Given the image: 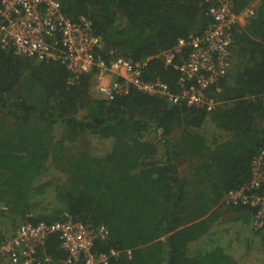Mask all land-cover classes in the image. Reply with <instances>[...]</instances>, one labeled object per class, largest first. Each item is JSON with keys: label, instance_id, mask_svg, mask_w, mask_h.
I'll list each match as a JSON object with an SVG mask.
<instances>
[{"label": "trees", "instance_id": "1", "mask_svg": "<svg viewBox=\"0 0 264 264\" xmlns=\"http://www.w3.org/2000/svg\"><path fill=\"white\" fill-rule=\"evenodd\" d=\"M255 1L232 29L226 75L206 90L216 102L209 111L135 90L107 101L91 93L95 72L72 80L58 61L0 45V246L23 224L71 220L106 228L94 251H116L110 264H250L264 248V216L254 229L256 207L223 199L249 181L264 150V0L235 9ZM58 2L72 22H90L97 59L113 52L142 63L143 81L172 92L195 84L178 67L211 23L200 0ZM43 252L66 258L56 235Z\"/></svg>", "mask_w": 264, "mask_h": 264}, {"label": "built area", "instance_id": "2", "mask_svg": "<svg viewBox=\"0 0 264 264\" xmlns=\"http://www.w3.org/2000/svg\"><path fill=\"white\" fill-rule=\"evenodd\" d=\"M237 0H200L207 5L211 23L201 36L189 40L190 54L185 65L178 67L181 81H195L188 87L172 92L160 81L145 82L141 78L144 64L114 57L106 62L96 58L99 38L94 35L88 20L72 22L61 12L58 0H0V45L16 56L38 61H58L73 76L95 72L91 93L111 101L115 96L128 95L135 90L155 96L176 105L186 104L209 111L215 100L206 90L226 75L230 65V47L233 43L232 29L244 25L253 16L257 1L242 12H236ZM185 45L179 40L177 47L162 54L165 65L172 64L175 54ZM264 184V150L254 158L250 179L239 189L228 193L226 205H249L256 207L254 229L262 227L264 216V193L258 194ZM50 235H56L60 249L66 254L63 261L53 262L45 255L43 246ZM107 230L100 226L93 231L89 226L67 220L46 225L19 226L13 238L0 246V264H110L117 252L96 253L94 243L104 240Z\"/></svg>", "mask_w": 264, "mask_h": 264}, {"label": "rangeland", "instance_id": "3", "mask_svg": "<svg viewBox=\"0 0 264 264\" xmlns=\"http://www.w3.org/2000/svg\"><path fill=\"white\" fill-rule=\"evenodd\" d=\"M92 95H94V94H92ZM94 96H96V95H94ZM250 256L254 257L253 260H250V264H256V263L264 264V248L263 247L255 246V250L253 251V253ZM256 259L259 261H257Z\"/></svg>", "mask_w": 264, "mask_h": 264}, {"label": "clouds", "instance_id": "4", "mask_svg": "<svg viewBox=\"0 0 264 264\" xmlns=\"http://www.w3.org/2000/svg\"><path fill=\"white\" fill-rule=\"evenodd\" d=\"M233 44V43H232ZM232 46V45H231ZM230 56H231V47H230ZM55 224V223H54Z\"/></svg>", "mask_w": 264, "mask_h": 264}]
</instances>
